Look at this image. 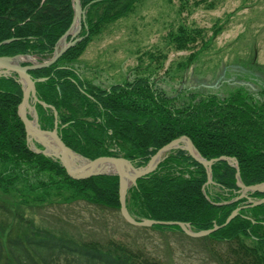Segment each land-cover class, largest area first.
Instances as JSON below:
<instances>
[{
	"label": "trees",
	"instance_id": "1",
	"mask_svg": "<svg viewBox=\"0 0 264 264\" xmlns=\"http://www.w3.org/2000/svg\"><path fill=\"white\" fill-rule=\"evenodd\" d=\"M80 1L85 11L79 34L83 38L55 63L30 71L35 80L46 77L35 84L39 101L50 106L34 104L42 129L54 127V107L58 134L66 146L90 159L122 156L136 167L184 135L208 160L234 157L245 185L264 182V101L253 100L241 89L226 96L190 92L179 101L182 98L168 96L144 77L108 88L85 79L72 62L105 23L130 14L139 0ZM72 18L71 0H0V42L14 39L0 45V56L31 54L40 61L48 59ZM173 40L177 48L183 47L182 35ZM22 93L15 74L0 77V163L4 164L0 169V264H175L114 239L78 238L39 227L24 215L25 208L60 200H84L117 211L120 203L117 175L74 180L57 159L29 149L18 116ZM235 173L226 161L215 162L214 184L205 185L203 165L184 150H172L128 189L126 206L137 219L181 221L194 230L209 229L245 205V198L235 200L239 190ZM58 185L68 189L66 194L47 200V190ZM263 196L250 193L254 199ZM224 202L228 203L214 204ZM151 228L223 247L212 252L219 264H264V203L242 208L226 226L205 237L191 238L177 225Z\"/></svg>",
	"mask_w": 264,
	"mask_h": 264
},
{
	"label": "rangeland",
	"instance_id": "2",
	"mask_svg": "<svg viewBox=\"0 0 264 264\" xmlns=\"http://www.w3.org/2000/svg\"><path fill=\"white\" fill-rule=\"evenodd\" d=\"M176 35L184 40L179 49ZM72 65L102 88L144 77L179 101L190 92L226 96L237 89L264 101V0H139L130 14L105 23ZM67 190L51 187L47 200ZM62 202L25 208L24 215L39 227L114 239L169 263L219 264L212 252L224 250L176 231L129 224L120 211L84 200Z\"/></svg>",
	"mask_w": 264,
	"mask_h": 264
},
{
	"label": "water",
	"instance_id": "3",
	"mask_svg": "<svg viewBox=\"0 0 264 264\" xmlns=\"http://www.w3.org/2000/svg\"><path fill=\"white\" fill-rule=\"evenodd\" d=\"M73 5V18L69 28L56 42L52 55L44 60L40 61L35 55L31 54H17L14 56H0V77L10 76L15 74L17 76L18 82L22 86V99L18 105V116L21 119L26 133V141L29 149L36 153H42L46 156H53L58 159L61 165L64 167L66 173L73 179H86L92 176L98 175H117L119 179V211L123 219L135 226H145L151 227L153 225H164L172 226L177 225L181 231L194 238L205 237L211 233L219 230L220 228L226 226L234 217H236L239 211L244 207H254L264 203V196L258 199L250 197V193L259 192L264 194V182L245 185L240 177V169L237 160L234 157L220 156L213 159L204 158L198 149L195 147L193 142L188 136L177 137L170 142L159 148L148 160V162L141 167H136L130 160L122 156H101L95 159H90L83 156L82 154L72 150L70 147L66 146L61 137L58 134V113L54 107L51 109L54 112V127L51 130L41 129L38 123L37 111L34 104L40 103L44 107H49V105L39 101L36 95V82L46 80V77L33 79L30 75V71L38 68L48 67L49 65L55 63L63 53L68 49L74 47L83 37L80 36V31L82 29V22L85 20V11L82 8L80 0H71ZM68 38V39H67ZM14 39H8L0 42L1 44H6ZM64 40L62 44L60 42ZM26 63V64H25ZM32 111V114H30ZM36 143L43 147L40 150ZM181 149L186 151L196 162L203 165L207 175V182L205 185L214 184L212 179V165L218 161H226L230 166L235 168V179L236 184L239 187L238 196L235 198H245L246 202L244 206L237 207L227 216L225 221L218 225L216 223L209 229L205 230H194L188 222L181 221H164V220H154V219H137L134 217L127 209L126 206V195L128 189L135 185L137 179L151 173L157 165L165 159L172 150ZM74 157H78L83 160L82 165L78 161H72ZM100 163H110L115 166V172L108 171H95L94 168ZM124 164H128L133 173L128 174L124 171ZM203 193L205 197V189L203 188ZM224 203H214L215 205H222Z\"/></svg>",
	"mask_w": 264,
	"mask_h": 264
},
{
	"label": "bare ground",
	"instance_id": "4",
	"mask_svg": "<svg viewBox=\"0 0 264 264\" xmlns=\"http://www.w3.org/2000/svg\"><path fill=\"white\" fill-rule=\"evenodd\" d=\"M64 42V40H62L60 42V44H62ZM72 161H78L80 165H82V163H84L83 160L79 159L78 157H74L72 159ZM95 171H108V172H115V166H113L110 163H100L98 165L95 166L94 168ZM124 171L128 172V174L133 173V171L131 170V168L129 167L128 164H124Z\"/></svg>",
	"mask_w": 264,
	"mask_h": 264
}]
</instances>
